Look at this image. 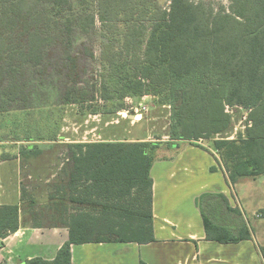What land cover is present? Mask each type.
<instances>
[{"label": "trees", "instance_id": "16d2710c", "mask_svg": "<svg viewBox=\"0 0 264 264\" xmlns=\"http://www.w3.org/2000/svg\"><path fill=\"white\" fill-rule=\"evenodd\" d=\"M155 1L0 0V112L33 107L27 72L42 70L54 41L65 42V58L76 69L69 51L75 27L88 34L98 21L105 30L123 22L120 46L103 60L101 98L159 96L171 108V142L202 147L198 141L213 139L233 184L264 175V0H231L229 11L192 0H170L165 9ZM85 96L74 87L64 100L81 103ZM226 104L249 110L251 123L235 139L225 136L232 126ZM123 108L119 103L111 111ZM160 146L147 140L69 144L57 182L42 191L23 182L20 203L0 205V240L20 229L22 212L40 226L36 217L45 201L53 226L67 227L69 240L53 259L33 257L22 264H73L72 244L155 241L151 168ZM19 154L29 158L42 149L23 144ZM211 196L197 199L207 239L251 238L238 207L226 206L236 230L215 218L222 210ZM261 251L264 256V246Z\"/></svg>", "mask_w": 264, "mask_h": 264}, {"label": "rangeland", "instance_id": "374dc122", "mask_svg": "<svg viewBox=\"0 0 264 264\" xmlns=\"http://www.w3.org/2000/svg\"><path fill=\"white\" fill-rule=\"evenodd\" d=\"M192 1H204L213 5L215 9L224 6L227 11H229L231 4V0ZM156 3L167 9L170 0H157ZM117 26V28H111L110 30L106 28L105 30L98 21L96 28L88 34L81 32L78 27H75L76 31L72 37L70 36L73 43L69 47V51L77 59L76 69H73L71 62L65 58V42L62 43L61 40L54 41L49 46V54L46 57L44 66H42V70L35 73L27 72V78L31 82L29 85L30 105L33 107L15 110L11 108L9 111L0 112V141L5 142L0 144V165L6 160L4 155L7 156V153H11L10 155L18 153L17 147L24 144L23 142L22 144L14 143L15 138L24 139L30 137L37 141L35 144H38L42 149V154L21 158V176L17 174L18 166L16 167V160L6 161L3 166H0L1 178L4 181H9V183L6 182L4 189H0V204L19 202L21 190L17 186L18 178L27 180L28 174H31L30 170H33L31 172H34L33 177L37 180L33 182L37 184L40 191L43 190V181L48 178L49 174L40 177L39 174L48 173V171L40 169L41 165L50 164L52 168L56 164H58L59 168L63 165L64 155L55 157V153L57 154L58 152L59 154L61 151H55L59 149L52 142L59 140V138L79 137L80 139H86V141H96L103 138H113L118 141L147 139L152 144L160 143L161 145L171 142L169 136L171 108L163 103L159 96L126 97L123 100L108 101L101 98L100 87L103 78L104 57L107 53L120 46L118 39L125 30V23H117ZM53 32L55 33L56 30ZM74 87L86 92L84 102L73 104L65 102L66 90L74 89ZM119 103H124V108L120 111H111ZM95 108L98 112H93ZM246 117L247 112L245 109H236L232 114L231 130L225 136L235 135L237 131L235 137L237 138L239 133L244 132L243 127L248 123ZM39 137L41 140L37 139ZM198 143L204 147H201L202 149H207L206 151L209 154H216L213 139H202ZM263 180L264 177L257 181L254 177H246L245 181L242 182L244 186L240 185V187H237L239 196L242 193V189L247 187L250 196L249 200L254 201V206L259 202L263 207L264 183L261 182ZM21 181L32 183L29 180ZM255 183H257L256 186H254ZM30 189H33V186H30ZM45 194L46 192L42 196ZM261 199L263 201H260ZM233 202L234 205H238L236 200H233ZM240 203L244 205V201L240 200ZM203 204L204 206L206 205L205 202ZM39 205L40 212L36 219L41 222L38 227H42V229L39 232L33 229L26 230L25 235L13 243L17 247L14 248L12 246V255L19 261L24 260L29 255L55 253L59 244L60 235L54 233L50 207L45 201H41ZM263 211V208H259L255 213L256 216L262 218V222L257 223V220H251L250 223L260 241L259 243L262 245H260L261 248L264 246ZM27 214L29 218L32 217L30 213L22 212V216ZM1 252L0 262L5 260V258L1 257Z\"/></svg>", "mask_w": 264, "mask_h": 264}, {"label": "crops", "instance_id": "0c3cea01", "mask_svg": "<svg viewBox=\"0 0 264 264\" xmlns=\"http://www.w3.org/2000/svg\"><path fill=\"white\" fill-rule=\"evenodd\" d=\"M29 139L32 138H15L13 142L21 144L22 142L24 144L37 142ZM37 139L41 140L40 137ZM115 141L118 140L103 138L96 141H86V139H80L79 137H66L52 142L58 146L59 150L55 151H61L59 154L58 152L55 153V157H59L58 155L63 156L67 153L69 144ZM3 143L5 142L0 141V144ZM171 143L173 144L165 143L158 148L159 150L157 149L156 159L151 168L153 178V226L156 240L149 243L87 242L72 244L73 264H141L142 261L146 264H264V256L261 251L262 245L259 243L260 241L250 224L251 220H257V223H260L262 218L256 216L255 213L259 208L264 209V206L262 207L259 202L254 206V201L249 200L247 187L242 189L239 196L237 187L244 186L242 182L245 181V178L240 179L236 184L227 181L226 171L219 161L217 152L215 155L213 153L209 154L201 147L186 141ZM17 148L18 153L11 155V158H5L6 160L0 166H3L6 161L16 160L17 174L21 176L22 156L19 154L20 146ZM7 154L10 155L11 153ZM40 169L48 171L47 174H39L40 177L49 174L48 178L43 181L44 184H52L59 180L61 167L59 168L58 164L53 165V168L50 164L41 165ZM31 171L33 170H30L31 174H28L27 180L18 178L17 186L21 188V180H29L32 183L37 181L33 177L34 172ZM262 177L264 175L256 177V181L261 180ZM6 182L9 183L8 180L4 181L0 175V189H4ZM261 182L264 183V180ZM207 193L212 195L210 199H212L216 208L222 210L221 217L218 218L216 215L215 218L221 219L220 223L233 230H236L235 225L231 223L232 216L227 213L226 206L238 207L241 210L250 230L251 238L238 243H220L207 239L202 211L197 204V199ZM232 198L238 202L239 206L234 205ZM240 200L244 201V205L240 203ZM17 203H20V200ZM24 216L25 220L20 229L1 240V257L5 260L0 264H22L25 259L33 257H43L51 260L56 256L59 248L69 240V229L67 227H53L54 233L60 235L55 253L29 255L21 261L15 259L12 255V248L17 246L13 243L22 238L26 230L33 229L39 232L42 229V227L33 226V220L29 218L28 214Z\"/></svg>", "mask_w": 264, "mask_h": 264}, {"label": "built area", "instance_id": "2783aa9c", "mask_svg": "<svg viewBox=\"0 0 264 264\" xmlns=\"http://www.w3.org/2000/svg\"><path fill=\"white\" fill-rule=\"evenodd\" d=\"M147 96V95H146ZM239 108H241V109H245L244 107H242V106H240V105H236V106H231V105H228V104H226V107H225V109H226V112L228 113V114H230L231 116H232V114L235 112V110L236 109H239ZM245 111L247 112V120H248V114H249V110H247V109H245ZM251 122H249V123H247V125L246 126H244L243 127V131L246 129V127L248 126V124H250ZM236 133H237V131H236ZM236 133H235V135L233 134V135H231V136H229V137H227L228 139H234L235 137H236ZM217 152V151H216ZM2 249V246L0 245V250Z\"/></svg>", "mask_w": 264, "mask_h": 264}]
</instances>
